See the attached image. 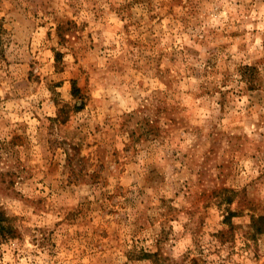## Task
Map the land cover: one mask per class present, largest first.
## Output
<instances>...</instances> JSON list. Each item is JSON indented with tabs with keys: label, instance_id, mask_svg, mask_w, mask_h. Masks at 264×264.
<instances>
[{
	"label": "rangeland",
	"instance_id": "obj_1",
	"mask_svg": "<svg viewBox=\"0 0 264 264\" xmlns=\"http://www.w3.org/2000/svg\"><path fill=\"white\" fill-rule=\"evenodd\" d=\"M0 214V264H264V0H0Z\"/></svg>",
	"mask_w": 264,
	"mask_h": 264
},
{
	"label": "trees",
	"instance_id": "obj_2",
	"mask_svg": "<svg viewBox=\"0 0 264 264\" xmlns=\"http://www.w3.org/2000/svg\"><path fill=\"white\" fill-rule=\"evenodd\" d=\"M241 70L242 71H244V72H242V76L245 78L246 77V74H247V72H254L255 70H256V68L255 67H250V66H242V68H241ZM244 73V74H243ZM250 84H252L251 82H253L252 80L251 81H248ZM77 89H76V87L74 86V92L76 91ZM6 220V218H4V217H2L1 216V214H0V224L3 222V221H5ZM259 230V232H264V229H262V228H259L258 229ZM192 260V259H191Z\"/></svg>",
	"mask_w": 264,
	"mask_h": 264
}]
</instances>
